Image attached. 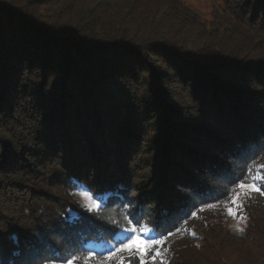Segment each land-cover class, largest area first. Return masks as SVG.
Listing matches in <instances>:
<instances>
[{"label": "trees", "instance_id": "trees-1", "mask_svg": "<svg viewBox=\"0 0 264 264\" xmlns=\"http://www.w3.org/2000/svg\"><path fill=\"white\" fill-rule=\"evenodd\" d=\"M214 1L207 22L181 0H0V264L107 246L129 212L175 233L156 264H264V196L227 227L229 181L264 175V0Z\"/></svg>", "mask_w": 264, "mask_h": 264}, {"label": "snow or ice", "instance_id": "snow-or-ice-1", "mask_svg": "<svg viewBox=\"0 0 264 264\" xmlns=\"http://www.w3.org/2000/svg\"><path fill=\"white\" fill-rule=\"evenodd\" d=\"M253 169L251 167L246 169L245 174L242 177H236L231 179L229 183L233 185L232 192H235L236 188L242 190H250L251 192H259L260 195L264 196V191H261V186H264V175H260L257 170L256 175H252ZM259 176V179H257ZM251 179V183L245 184L244 180ZM86 192H90L86 189L81 192L80 195H85ZM225 195H230L225 190ZM240 193H236L234 197H231V202L234 207L239 208L237 204ZM89 199L94 201V204L89 207L85 206L86 212L98 213L103 208L107 207L103 199L100 198L99 194L95 196H89ZM207 207H215V205L209 204ZM201 211L203 209H200ZM195 216V213L191 214ZM228 215L235 216L232 208L228 209ZM124 219L127 221L125 225H120L118 221H112L113 228L109 231L115 236V240L109 241V246L103 251H96L94 247L81 246L78 251L71 252L65 256H61L58 259L61 264H92L96 261V264H110L114 257L118 254H127L129 258V264L132 259L138 260V264H156L158 257L161 255V248L164 241L175 233L171 230L164 229L161 225L157 224L154 227L148 225H140V221L136 220L132 213H126ZM238 231L241 229H237ZM165 231L167 235H165ZM179 231V228H176ZM117 264H125V258L123 255L120 256ZM163 264V261H161Z\"/></svg>", "mask_w": 264, "mask_h": 264}, {"label": "rangeland", "instance_id": "rangeland-1", "mask_svg": "<svg viewBox=\"0 0 264 264\" xmlns=\"http://www.w3.org/2000/svg\"><path fill=\"white\" fill-rule=\"evenodd\" d=\"M182 3L187 6L188 8H190L192 11H194L195 13H197L201 19L203 21H211V13L212 11L215 9V10H220V3L214 1V0H181ZM117 103L120 104V101L117 100ZM115 105L114 108L115 109H118L119 108H122L124 106H121L120 105ZM85 189L84 188H79L76 192V199L78 202L86 205V206H89L91 207L94 203L92 202L93 200L89 199V195H80L81 192H84ZM251 191L250 190H242V189H238L237 193H240V196H239V199L237 201V204L240 205L239 208L237 207H234L233 204H232V210L233 212H235V216H228V220H227V227L231 230V231H238L237 229H243L244 226H245V219L244 217H242V214H241V204H242V200H243V197L250 193ZM236 195V194H235ZM234 195V196H235ZM239 230V231H241ZM109 245L107 246H103V245H99L98 247H96V250H98L99 252L100 251H103L104 249H106ZM123 255L125 260L129 259L127 257V254H118L116 257L113 258V260L110 262V264H117V262L119 261L120 259V256Z\"/></svg>", "mask_w": 264, "mask_h": 264}]
</instances>
